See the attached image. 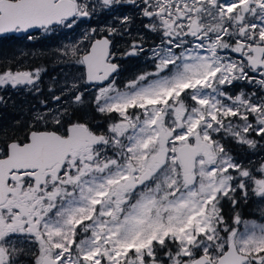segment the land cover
Listing matches in <instances>:
<instances>
[{
  "label": "snow or ice",
  "instance_id": "obj_1",
  "mask_svg": "<svg viewBox=\"0 0 264 264\" xmlns=\"http://www.w3.org/2000/svg\"><path fill=\"white\" fill-rule=\"evenodd\" d=\"M98 16L0 126V264H264V0H0V36ZM0 60V105L42 93Z\"/></svg>",
  "mask_w": 264,
  "mask_h": 264
},
{
  "label": "flooded vegetation",
  "instance_id": "obj_2",
  "mask_svg": "<svg viewBox=\"0 0 264 264\" xmlns=\"http://www.w3.org/2000/svg\"><path fill=\"white\" fill-rule=\"evenodd\" d=\"M104 23L105 18L98 16L95 21L91 22V25L85 23L77 32L62 30L53 36L38 34L33 41L27 40L20 34L0 36V56L6 57L9 65L18 69L39 67L44 70L40 95L29 94L26 90H8L7 95L10 99L6 105H0V126H8L24 120L31 106L39 107V102L49 96V88L54 87V79L60 78L61 70L65 67L68 72L69 70L70 72L73 71L68 61L62 58V54L56 53V49L61 44L80 42L82 39L81 32L87 31L89 26L102 28ZM16 61H22V63H16ZM3 64L4 61L0 60V66ZM149 68L150 63L144 56L127 58L121 63L119 80L121 82L126 81L138 72Z\"/></svg>",
  "mask_w": 264,
  "mask_h": 264
},
{
  "label": "trees",
  "instance_id": "obj_3",
  "mask_svg": "<svg viewBox=\"0 0 264 264\" xmlns=\"http://www.w3.org/2000/svg\"><path fill=\"white\" fill-rule=\"evenodd\" d=\"M255 209H257V206L255 204H250V205H247V206H243L240 209L243 219H246L247 217L249 218V217L255 216L256 212H257Z\"/></svg>",
  "mask_w": 264,
  "mask_h": 264
},
{
  "label": "rangeland",
  "instance_id": "obj_4",
  "mask_svg": "<svg viewBox=\"0 0 264 264\" xmlns=\"http://www.w3.org/2000/svg\"><path fill=\"white\" fill-rule=\"evenodd\" d=\"M65 40V39H64ZM71 40V39H70ZM61 72H62V74H61V76L62 75H66V74H68L69 72H70V70H69V72L67 71V69H65V67L61 70ZM60 76V77H61ZM54 81H55V79H54ZM257 212H256V215L255 216H253V217H247L246 219H244L245 221H249V220H254V219H257L258 218V210L257 209H255ZM240 228H241V230H243V225H241L240 226Z\"/></svg>",
  "mask_w": 264,
  "mask_h": 264
}]
</instances>
